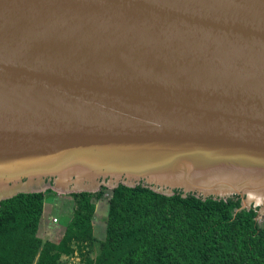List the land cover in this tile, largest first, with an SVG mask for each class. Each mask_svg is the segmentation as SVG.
I'll return each mask as SVG.
<instances>
[{"label":"water","instance_id":"95a60500","mask_svg":"<svg viewBox=\"0 0 264 264\" xmlns=\"http://www.w3.org/2000/svg\"><path fill=\"white\" fill-rule=\"evenodd\" d=\"M119 185L264 214V0H0V201Z\"/></svg>","mask_w":264,"mask_h":264},{"label":"trees","instance_id":"16d2710c","mask_svg":"<svg viewBox=\"0 0 264 264\" xmlns=\"http://www.w3.org/2000/svg\"><path fill=\"white\" fill-rule=\"evenodd\" d=\"M71 193V218L61 238L43 243L38 230L50 189L0 201V264H264V223L257 208L237 211L241 199L166 196L119 185L104 200ZM105 233L96 234L99 203Z\"/></svg>","mask_w":264,"mask_h":264},{"label":"rangeland","instance_id":"374dc122","mask_svg":"<svg viewBox=\"0 0 264 264\" xmlns=\"http://www.w3.org/2000/svg\"><path fill=\"white\" fill-rule=\"evenodd\" d=\"M47 188V189H45ZM31 189H35L32 187ZM42 189L48 190L50 188L44 187ZM53 194H48L44 199V212L41 217L39 225V235L43 239L45 245L46 242L59 240V235L63 232L66 224L71 218V213L73 210V201L69 196L68 192H60L50 189ZM43 191V192H45ZM111 188H106L104 193V200L110 198ZM107 205L106 203H99L97 206V216H95V228L96 234L105 233V215H106ZM56 219V222H53ZM260 224L264 223V214L258 217L257 220ZM49 238V239H48ZM48 239V240H47Z\"/></svg>","mask_w":264,"mask_h":264},{"label":"crops","instance_id":"0c3cea01","mask_svg":"<svg viewBox=\"0 0 264 264\" xmlns=\"http://www.w3.org/2000/svg\"><path fill=\"white\" fill-rule=\"evenodd\" d=\"M44 212V211H43ZM38 235H39V230H38ZM61 236H62V232L60 233V235H59V239L61 238ZM39 237H41L40 235H39ZM49 239V238H48ZM47 239V240H48ZM48 241H50V240H48Z\"/></svg>","mask_w":264,"mask_h":264},{"label":"built area","instance_id":"2783aa9c","mask_svg":"<svg viewBox=\"0 0 264 264\" xmlns=\"http://www.w3.org/2000/svg\"><path fill=\"white\" fill-rule=\"evenodd\" d=\"M53 222H56V219H53Z\"/></svg>","mask_w":264,"mask_h":264}]
</instances>
